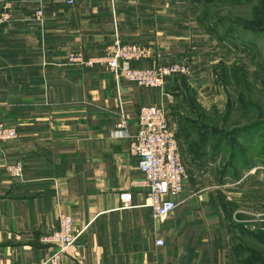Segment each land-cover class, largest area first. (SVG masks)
Wrapping results in <instances>:
<instances>
[{"label":"crops","instance_id":"1","mask_svg":"<svg viewBox=\"0 0 264 264\" xmlns=\"http://www.w3.org/2000/svg\"><path fill=\"white\" fill-rule=\"evenodd\" d=\"M188 3L0 0V123L18 132L0 142V264H41L52 250L43 238L62 214L82 231L63 264H238L235 229L248 220L264 223L257 181L264 148L251 135L255 128L228 133L199 120L189 103L178 101L176 77L161 88L142 87L103 66L66 61L70 53L103 55L114 39V20L123 43L149 51L128 67L177 61L192 39L195 6ZM39 6L41 22L34 18ZM199 21L195 27L206 30ZM144 105L167 111L187 171L173 198L177 206L163 221L146 206L147 189L131 184L142 174L128 135L135 134ZM212 108L225 129V110ZM120 109L125 130L115 126ZM16 161L24 165L23 180L5 171ZM124 191L132 194L129 209L120 208Z\"/></svg>","mask_w":264,"mask_h":264},{"label":"rangeland","instance_id":"2","mask_svg":"<svg viewBox=\"0 0 264 264\" xmlns=\"http://www.w3.org/2000/svg\"><path fill=\"white\" fill-rule=\"evenodd\" d=\"M188 2V9L193 7L190 4L195 6L191 18L193 30L187 35L192 39L187 40L186 48L177 61L164 60L156 65L186 64L187 74L167 78L176 77V82L179 81L175 90L181 94L178 101L189 103L199 120L218 124L219 129L228 133L245 126L251 128L253 123L260 124L254 127L251 135L257 137V148L263 149L264 0ZM196 20H202L203 24H200L207 31L196 28ZM205 106L210 109L204 111ZM212 107L225 110V129L220 128L223 119ZM196 115L193 117L196 118ZM260 158L258 151L256 159ZM261 166L259 170L262 174L257 181L264 189V167ZM259 195L262 197L260 202L264 203V193L258 191ZM233 219L237 221L235 217ZM245 224L248 226L244 227L240 222L239 229L234 232L233 244L238 264H264V223L257 219L245 221Z\"/></svg>","mask_w":264,"mask_h":264},{"label":"built area","instance_id":"3","mask_svg":"<svg viewBox=\"0 0 264 264\" xmlns=\"http://www.w3.org/2000/svg\"><path fill=\"white\" fill-rule=\"evenodd\" d=\"M41 1V0H40ZM9 3L4 8L9 9ZM37 21L43 20V7L39 6L34 13ZM3 20L8 15L2 16ZM148 49L139 43H123L117 33L114 20V39L105 48L103 55L85 58L80 53H70L66 61L69 65H100L113 73L116 79L134 83L142 87L161 88L167 78L177 74H187L188 66L180 62L156 65L150 68H133L127 64L147 57ZM127 119L120 109L116 123L118 130H125ZM130 137V153L137 157V167L142 174L140 179L131 184L147 189L145 204L151 209L152 217L163 221L176 208L173 198L179 195L187 179L185 163L179 151V143L175 133L169 126L165 109L159 105H144L138 109L137 130ZM18 132L14 127L0 123V142L16 139ZM5 171L11 178L23 180L24 165L21 161L6 163ZM131 192L124 191L119 195L120 208L129 209ZM82 231L74 228L72 218L62 214L57 229L44 236L43 241L50 244L52 250L41 264H63V259L71 249ZM156 245H163L162 239Z\"/></svg>","mask_w":264,"mask_h":264},{"label":"trees","instance_id":"4","mask_svg":"<svg viewBox=\"0 0 264 264\" xmlns=\"http://www.w3.org/2000/svg\"><path fill=\"white\" fill-rule=\"evenodd\" d=\"M260 125V124H259ZM258 125V123H253V124H251V126H253V127H255V126H259ZM248 128H250V126H246V127H244L243 128V130H246V129H248ZM252 128V127H251Z\"/></svg>","mask_w":264,"mask_h":264}]
</instances>
